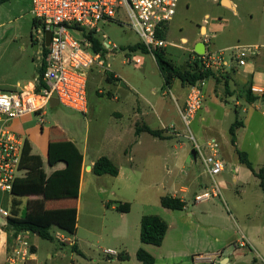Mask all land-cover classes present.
<instances>
[{
  "label": "rangeland",
  "instance_id": "obj_1",
  "mask_svg": "<svg viewBox=\"0 0 264 264\" xmlns=\"http://www.w3.org/2000/svg\"><path fill=\"white\" fill-rule=\"evenodd\" d=\"M29 1L9 0L0 5V23L5 22V26L0 28V83L16 85L18 80H23L25 82L21 85H24L28 81H33V77L39 73L43 65L45 43L43 39H37V29H42L43 24L33 26L34 17L25 5ZM235 1L239 4V16H234L233 11L225 9L220 0H180L176 15L164 28L165 39L169 43L164 49L166 58L182 70L189 69L190 64L193 65L197 59L192 48L196 43L202 42L200 33L202 26H206L212 38L210 50L214 53L225 51L226 57L232 54L234 45L256 42L258 28L262 22L251 20L247 11L253 7L261 11L264 0ZM118 21L102 23L99 26L102 32L101 39L115 44L118 48L108 50L104 58L105 64L94 66L88 72L87 113H79L57 105L46 108L44 117L37 114L27 116L33 121L30 127L34 130V135H27L25 144L30 142L35 152L42 155L46 169H49L46 152L39 150V146L45 147L48 144L49 130L52 132L51 146L63 141L57 130L62 131L65 139L74 144L79 152L85 154L86 164L110 155L117 159L122 155L123 161H127L128 156L126 158L123 152L134 142L129 134L134 112L131 107L124 104L127 99L136 105L149 107L152 125L158 129L161 122L154 109L148 105V100L157 105L159 109L157 112H160V119L167 127L166 130L174 136L166 141H159L154 157L147 159L146 162L141 160L132 164L127 162L125 167L128 173H124L122 177L97 176L94 173L88 175L80 201L70 204L78 209L76 233L61 232L66 239L77 243L76 246L67 242L64 244L57 238L48 241L38 236H29L30 241L37 246L38 258L43 263L68 264L72 259L74 264H141L137 260L136 251L142 248L140 240L142 217L160 215L163 219L171 221L169 216L162 213L160 198L168 195L176 184L183 183L181 185L190 187L192 192L197 191L200 188L198 178L202 174L203 186H207L205 190H210L214 186L202 159L198 156L195 163L190 155L194 146L191 133L197 139L204 137L201 144L215 139L229 152L233 146L230 127L237 117L235 99L227 96L225 90L217 85L221 88V99L223 97L228 102L215 103L214 95L209 93L213 84L210 80L206 86L208 95L204 101V109L196 113L188 129L173 99V94L178 97V90L182 89L181 82L176 80L171 90L165 87L155 57L141 49H131L140 42V38L128 26L129 20L126 15L123 13L119 15ZM183 37L188 39L187 44L182 42ZM125 81L132 86L123 87ZM0 89L8 92L12 88L7 86ZM183 89L184 93L187 92L185 88ZM205 107H208L209 111L205 110ZM117 112L124 114L119 117ZM246 117L247 114L241 113L239 119ZM180 134L187 135L189 139V143H185L184 151L179 149L182 143ZM241 134L240 143L258 173L264 168L262 109L253 114L248 128ZM204 154L208 155V150L205 149ZM222 161L225 170L218 178L225 177L224 179L232 183V177L235 175L234 159L229 157L228 160ZM258 188V192L260 190L264 194L262 187ZM234 194L236 195V190L233 191ZM10 200L9 194L0 193V206L8 205L7 209H10ZM215 200L222 206L225 205L223 199ZM23 201L25 209L26 201ZM104 202L110 204L106 207ZM123 202L130 205L129 212L121 213L111 208L113 203L118 205ZM180 224L184 225V222L181 221ZM52 232L56 234L60 231L55 229ZM106 250H113L121 256L123 253L127 254L131 259L118 258L116 255L107 254ZM56 252L59 258L55 257V260L50 261L48 255H56Z\"/></svg>",
  "mask_w": 264,
  "mask_h": 264
},
{
  "label": "crops",
  "instance_id": "obj_2",
  "mask_svg": "<svg viewBox=\"0 0 264 264\" xmlns=\"http://www.w3.org/2000/svg\"><path fill=\"white\" fill-rule=\"evenodd\" d=\"M224 2H226V4H224ZM220 3L225 9L233 11L234 16H239L240 8L237 1L220 0ZM30 4H31V0L27 4H25L29 10L28 11L29 13L31 10ZM247 13L251 20L256 19L258 23L262 22L261 26L258 28V33H259L258 39L256 42L253 43L237 44L234 45L233 47L264 45V41H263L264 40V3L261 11L253 7L250 10H248ZM34 21L35 19H33V26H35ZM4 26H5V22H1L0 28ZM203 31H208L206 26L201 27V32ZM182 42L187 44L188 39L186 37H183ZM201 44L202 42L196 43L192 48L193 52L196 55H199L196 53V49L198 48L200 49ZM228 58L230 62H229V67H227L226 71L233 68V73L230 80V88L231 91L234 92L233 95L229 97L235 99L234 105H235V110L236 109L239 110L238 116H240L241 113H245L247 114V117L245 119H240L243 122V126L240 127L236 132V144L235 145L232 144L233 146L231 152H229V150H227L221 142L218 143L221 159L228 160L229 157H233L234 159L233 172L235 173V175L232 177V181H231L232 183H229L227 179H224L225 177L218 178L219 176L218 175L212 178L209 175L212 178V182L216 183L221 189V196L218 198L223 199L225 205L222 206L220 203H218L215 200L218 198H214L202 202L195 201V197L198 194L202 193L207 187V186L206 187L203 186L204 178L202 174H200V178H198L200 180V188L197 191L192 192L190 187L186 185H181L183 183L174 185L168 195H172L174 197H178L182 199L186 203L185 208L181 211L172 212L173 210L166 209L161 206L162 213L165 216H169L171 220V221H167L166 219H163L160 215H157L168 224L167 234L165 236L162 246L157 247V246L141 243V247L144 248L145 251H148L150 254L154 256L156 260V264H209L207 263V260H199V259L195 260V257L212 256L214 260L215 254L220 251L223 252V257L220 260V264H264V194H262L260 190L259 192L257 190L258 186H261V181L260 178L255 173H253L244 164L240 162L237 153V149L244 152V149L240 143L241 142L240 137L242 135L241 133L248 128L251 118L253 117V114L256 111L262 109V115H264V109H263L264 108V55L260 54L258 56H251L249 55V53H245L244 58H246V61L244 64H240L239 60L235 59L232 56H229ZM38 77H39V73L33 77L34 78L33 81H28L24 85L21 84H23L25 81L23 82V80H18L15 83L16 85H10V84L8 85L6 83H0V87L7 88V86H9V88H12L9 91H13V90L16 91L15 89L21 90L24 87L27 89H32L37 86L36 84ZM210 80L213 81L212 82L213 84L212 87L209 89V93L214 95L215 103L228 102V100L223 99V97L221 99L222 95H221L220 87L224 89V86L221 85L222 83L217 84L216 82H214L215 80L213 79L206 80L205 82L204 101H206V97L208 95L206 86L208 85V82ZM174 82L172 86L174 85ZM249 82H252V89L254 88L258 90V91H253L255 96L258 97V100L254 103H247L245 97L242 96L243 91L241 89L244 88ZM123 85H124L123 87L125 88H127L128 85L132 86L128 81H125ZM217 85L220 87H218ZM181 87L182 89L178 90V97L177 95L173 94V99L175 100V104L178 107L179 112L181 109H183L188 94V86H185L181 83ZM183 88H185L187 92L184 93ZM171 89L172 87L169 90ZM180 100L182 101V103H180ZM204 101H203V105H201L202 108L199 111L204 109L203 108ZM124 104H126L127 107L128 106L131 107L132 112H134L133 114L134 120L131 121V124L129 125V134H131L134 142L130 144L128 146L129 148L125 149L123 152L126 158L128 156L127 161L126 160L123 161L122 155L120 159H117L113 155L107 156L119 168V174L116 178L122 177L123 175H125L124 173L126 174L128 173V169L125 167L126 166L125 164L127 162L129 164H132L138 160L146 162L147 159L154 157V154L157 151L159 145V141L163 142L174 136V134L166 130L167 127L160 119L161 117L159 114L160 112L159 113L157 112V110H159L157 105H154L152 102L148 100V105H150L151 108L154 109V113L158 115L159 121L161 122L160 123L161 127L158 129L152 125V118L150 116L151 112L148 111L149 107L146 106L142 107L139 104L136 105L129 99H127L126 102H124ZM205 110L209 111V108L205 107ZM123 112H117V115L119 117H122L124 114ZM32 122L33 121H31L29 117H25V118L16 119L12 123V128L17 133L21 134L24 137V148L22 150L23 152L21 159L22 176L18 180L25 179L29 174V169L24 165L23 159L25 155L24 150L26 147L25 138H27V135L28 136L34 135V130L32 129V127H30ZM139 123H141V125L146 124L153 130L163 131V136L165 139L154 137L147 132H142L139 133V135H136V127L137 125H140ZM120 134L121 133L118 134L119 138H121ZM51 136H52V132L49 130L48 144L45 147H42L41 145L39 146V150H43L44 152H46V162L49 169H46V166H44L46 164L43 158L42 161H43V169L45 170L47 175H51L55 171L64 170L67 168V164L65 162H59L55 166L49 165V146L51 142L50 140ZM191 136H193L194 139L196 138L195 135H193V133H191ZM200 138L201 139H197V138L195 139V141L199 144L203 142L204 137L201 136ZM180 139L182 143L179 146V149L184 151L186 148L185 140L188 139V136L185 134H180ZM39 144L41 143L39 142ZM29 145L31 147L30 155H36L42 157V155L35 152L34 147L33 145H31L30 142ZM193 149L194 146H192V150ZM80 154L83 156V162L81 168L82 175H81V183L79 189V199H78L79 201L81 199L83 189L86 186L85 185L86 177H88V175L92 173L93 165L98 160V159L92 160L90 164H86L85 154L81 152ZM246 154L249 158L248 153ZM192 159L194 160L195 163L198 161L197 156L195 158L192 156ZM254 168L256 167L254 166ZM262 189L264 190L263 187ZM234 190H236V195L235 194L233 195ZM0 193L9 194L11 196V200L9 204L10 209H7L8 205H5L6 207L0 206V208L7 210L9 213L8 216L0 215L1 216L0 219L2 220L0 221V264H8L7 259L13 252L15 246L17 245L16 239L18 236H22V238L29 241L31 245V251L33 252V255L31 256L27 264H47L40 262L38 258V248L29 239V236L34 234H31L30 232H23L18 234L16 237L12 236L11 238V236L5 230L8 218L13 216L12 212H13L14 201L20 203L17 209L19 210V216H21L25 212L29 201L40 200L42 199V197L39 196L17 197L12 195V193H6L1 191ZM23 200L26 201L25 209H23V204H24ZM104 203L106 204V207L110 204L108 202H104ZM70 204H74V203H70V202L47 203L46 207L47 209H62V208L72 207L73 205ZM116 206L117 205H114L113 203L111 208L115 210ZM181 221L184 222V225L180 224ZM55 229L60 231L57 228H53V230ZM54 235L62 243L67 242L69 244L71 243L70 245H75V246L77 244L71 242L70 239L69 240L66 239L64 235L61 233V231L57 232ZM242 240L245 241L246 247L234 252L232 246L239 243ZM57 254H58L57 252L56 255L49 254L48 259H50V261L55 260V257L56 259H58L59 255ZM113 255L118 256V258H120L121 256L120 254L117 253ZM122 255H124V253ZM128 259L129 260L131 259L129 255H128ZM70 261L71 262L68 264H74L72 259H70Z\"/></svg>",
  "mask_w": 264,
  "mask_h": 264
},
{
  "label": "built area",
  "instance_id": "obj_3",
  "mask_svg": "<svg viewBox=\"0 0 264 264\" xmlns=\"http://www.w3.org/2000/svg\"><path fill=\"white\" fill-rule=\"evenodd\" d=\"M180 0H31L30 13L36 24L42 23V29H37V39L45 43L46 32H51L48 52L44 56L45 71L39 91L23 88L19 91L5 92L0 89V191L11 193L14 184L22 176L21 159L24 148V137L12 128L14 120L32 114L41 117L46 115V108L54 95L58 105L76 112L87 113L86 87L88 72L94 66H103L108 50L118 47L101 39L100 24L117 22L122 13L129 20L128 26L136 32L140 42L148 52L164 50L169 46L165 38L158 36V31H164L165 26L176 15ZM119 22V21H118ZM205 52L197 55L204 69L225 72L229 67V58L225 51L219 53L210 50L212 38L208 31L201 32ZM102 40L106 52H94V43L90 39ZM185 44V43H184ZM230 56L244 64L245 53L251 56L264 55V45L248 47L236 46ZM245 52V53H244ZM205 82L201 81L190 86L180 115L189 129L191 120L202 108L204 101ZM252 91H258L252 89ZM51 107V106H50ZM194 142L196 156L202 159L207 173L212 177L220 175L225 170V164L220 157L219 144L212 139L206 144ZM208 150V155L204 150ZM221 196V189L214 183L210 190H204L195 197L196 202H202ZM0 215L8 216L7 210L0 208ZM17 245L8 257V264H27L33 252L31 245L22 236L17 237ZM235 251L246 247L245 241L232 246ZM107 254H116L106 250ZM212 256H196L195 260H207L209 264H220L223 252Z\"/></svg>",
  "mask_w": 264,
  "mask_h": 264
},
{
  "label": "trees",
  "instance_id": "obj_4",
  "mask_svg": "<svg viewBox=\"0 0 264 264\" xmlns=\"http://www.w3.org/2000/svg\"><path fill=\"white\" fill-rule=\"evenodd\" d=\"M8 0H0V4L6 3ZM36 26V22L34 21ZM165 31H158V36L165 38ZM94 52L103 51L106 52L102 45V40L99 38H93ZM132 50L141 49L146 53H149L146 47L139 42L135 46L131 47ZM48 52L44 46V56ZM154 57L164 78V86L171 88L174 81L179 80L183 85L190 86L197 83L213 79L217 84L223 82L224 90L227 96H232L234 92L230 88V80L233 73V68L227 72L214 71L210 69H204L200 61L196 59L193 65L190 64V68L186 70L180 69L173 62L168 60L164 55V50L154 52ZM45 65L41 66L39 70L40 81L44 76ZM120 81L119 79H117ZM41 85H37L36 89L39 91ZM247 103H254L258 100L252 91V82H249L244 88L241 89ZM224 99V98H223ZM236 121L230 127L231 142L236 144V132L243 126V122L239 119V110L236 109ZM61 143H55V145L49 146V165L55 166L59 162H65L67 168L64 170H58L51 175H47L43 169L42 157L36 155H30L31 147L27 143L25 147V155L23 159L24 165L29 169L28 176L23 180H18L13 187L12 195L17 197H29L39 196L40 200H31L25 212L19 216V210L17 207L19 202L14 201L13 204V216L7 220L5 227L6 232L11 236L16 237L23 232H30L44 240L54 241L56 239L53 228L59 229L61 232H67L75 234L77 230V207L74 205L68 208L62 209H47V203L55 202H70L77 203L79 199V189L82 175V162L83 156L78 152L79 150L65 139V134L57 130ZM147 132L154 137L165 139L163 131L153 130L148 125H137L136 135L139 133ZM237 153L240 162L244 164L249 170L255 173L261 181V186L264 188V168L258 173L256 172L253 164L250 162L247 154L237 149ZM92 173L97 176L110 175L118 176L119 168L106 156L100 157L93 165ZM161 206L173 211H181L185 208L186 203L172 195H166L161 197ZM116 210L125 213L129 212L130 205L128 203H119L116 206ZM168 224L157 215H145L141 220L140 240L141 243L153 246H162L165 236L168 230ZM121 259L128 260V255L124 254L120 256ZM137 260L142 264H156V260L152 254L145 251L144 248H139L136 253Z\"/></svg>",
  "mask_w": 264,
  "mask_h": 264
},
{
  "label": "water",
  "instance_id": "obj_5",
  "mask_svg": "<svg viewBox=\"0 0 264 264\" xmlns=\"http://www.w3.org/2000/svg\"><path fill=\"white\" fill-rule=\"evenodd\" d=\"M50 40H51V32L48 31L46 32V38H45V47L47 48L49 45H50ZM205 52V47L203 44L200 45V49H196V53L201 55ZM122 86H124L122 84ZM58 100L56 99V95H54V97L52 98L51 102H50V106L53 108V107H56L58 105ZM186 143H189V139H186L185 140ZM191 155L195 158L196 157V150L193 149L191 151Z\"/></svg>",
  "mask_w": 264,
  "mask_h": 264
}]
</instances>
